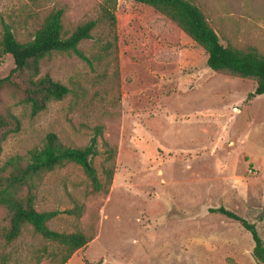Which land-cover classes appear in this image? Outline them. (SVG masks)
<instances>
[{
  "label": "rangeland",
  "instance_id": "obj_1",
  "mask_svg": "<svg viewBox=\"0 0 264 264\" xmlns=\"http://www.w3.org/2000/svg\"><path fill=\"white\" fill-rule=\"evenodd\" d=\"M192 1L221 44L264 54V0ZM54 8H63L67 33L96 20L78 46L88 61L65 53L41 60L39 75L70 92L35 116L17 92L0 90V111L20 122L1 142L0 165L27 158L50 132L82 147L100 127L92 162L103 178V142L115 147L106 194L92 193L72 163L38 182L36 210L58 211L48 227L92 237L65 264H260L250 234L209 211L225 207L254 223L264 241V94L247 98L255 80L209 69L199 45L132 0H0V35L9 28L25 41ZM13 67L10 55L0 58V78ZM76 203L80 218L64 213ZM5 222L0 209V228ZM56 250L30 226L11 242L0 236V264H56L47 255Z\"/></svg>",
  "mask_w": 264,
  "mask_h": 264
},
{
  "label": "trees",
  "instance_id": "obj_2",
  "mask_svg": "<svg viewBox=\"0 0 264 264\" xmlns=\"http://www.w3.org/2000/svg\"><path fill=\"white\" fill-rule=\"evenodd\" d=\"M39 1V0H31ZM145 4L171 20L185 35L199 45L206 53V65L217 72H225L241 78H252L256 85L247 94L251 99L264 94V54L254 46L238 47L223 45L219 36L207 21L201 9L192 0H132ZM105 14L114 24L115 17L107 8ZM63 8L50 10L31 37L25 41L16 38L13 31L4 28L0 35V58L10 55L14 67L9 74L0 78V90L7 87L20 96L19 102L29 106L30 114L35 116L44 110L50 102L60 101L70 90L67 86L52 79L48 74L40 73L41 60L52 53L74 54L88 61L79 49V44L92 36L96 20H88L67 33L63 29ZM18 118L7 110L0 111V151L1 142L7 134L18 131ZM101 128H95V134L89 143L82 147L63 145L55 133L45 136L43 145L28 151L27 158L11 156L0 165V209L6 214L5 225L0 228V236L5 242L13 241L24 226H30L33 232L55 243L56 251L48 252L50 262L65 264L70 256L89 242L92 237L81 230L58 232L48 227V222L58 211L36 210L35 198L38 182L53 169L72 163L79 166L89 181L92 193L106 194L114 172L115 147L103 142L104 162L101 178L93 165L97 155V136ZM82 204H74L64 213L80 218ZM210 212L220 213L237 221L246 230L253 241L252 255L260 264H264V241L258 234L254 223L247 221L223 206L210 208Z\"/></svg>",
  "mask_w": 264,
  "mask_h": 264
}]
</instances>
